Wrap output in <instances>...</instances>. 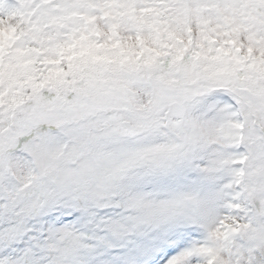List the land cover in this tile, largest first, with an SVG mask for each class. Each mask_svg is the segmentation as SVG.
Here are the masks:
<instances>
[{
    "label": "snow or ice",
    "instance_id": "snow-or-ice-1",
    "mask_svg": "<svg viewBox=\"0 0 264 264\" xmlns=\"http://www.w3.org/2000/svg\"><path fill=\"white\" fill-rule=\"evenodd\" d=\"M0 264H264V0H0Z\"/></svg>",
    "mask_w": 264,
    "mask_h": 264
}]
</instances>
